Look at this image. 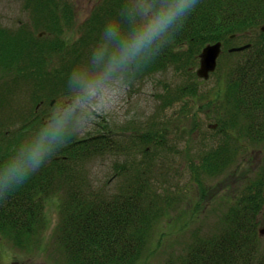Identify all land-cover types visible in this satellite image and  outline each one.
<instances>
[{
  "label": "trees",
  "instance_id": "1",
  "mask_svg": "<svg viewBox=\"0 0 264 264\" xmlns=\"http://www.w3.org/2000/svg\"><path fill=\"white\" fill-rule=\"evenodd\" d=\"M136 1L103 0L80 25V37L74 40L63 35L66 28L74 25L66 0H24L32 25L44 32L41 37L37 36L41 31L33 34L27 25L16 31L0 27V108L10 103L20 84L29 94V107L18 112L16 129L0 122V166L31 144L43 129L57 120L63 125L57 143L64 144L21 186L0 197V233L16 248H25L43 229V202L60 190L66 193L59 203L56 241L66 264H133L145 252L153 224L164 215L165 207L156 198L152 177L158 170L156 150L166 157L170 149V134L165 128L135 133L138 153L129 156L127 169L116 171L123 178L119 190L112 197L102 198L101 191L87 189V173L80 164L87 157L114 149L115 131L105 129L82 136L71 117L58 118L53 109L55 103H50L60 97H82L81 77L91 71L106 76L109 56L117 46L116 40L105 35L109 25L117 29V39L130 37L147 21L142 9L148 7L155 12L161 3ZM262 25L264 0H198L183 25L151 62L145 64L148 53H143L123 66L112 67L124 81L140 79L168 64L181 68L192 80L178 86L170 96L161 95L162 103L169 105L174 99L196 95L198 78L194 68L199 53L207 44L221 43L222 52L211 73L217 72L215 93L219 98L216 102L207 101L215 102L217 109V145L190 162L195 177L224 171L237 159L245 138L264 144ZM240 38L246 42L236 43ZM246 43H250L247 49L235 52L238 57L231 63L225 62L223 58L235 54L229 53V48ZM101 47L106 51L98 59L96 52ZM5 118L13 120L10 114ZM254 173L250 183L230 199L219 218L221 227L217 233L200 237L198 232H192L191 240L178 256L179 264H264V245L257 227L264 226V152ZM194 180L198 194H202V185ZM158 196L175 201L172 197L178 194ZM206 200L199 198L196 203Z\"/></svg>",
  "mask_w": 264,
  "mask_h": 264
},
{
  "label": "rangeland",
  "instance_id": "2",
  "mask_svg": "<svg viewBox=\"0 0 264 264\" xmlns=\"http://www.w3.org/2000/svg\"><path fill=\"white\" fill-rule=\"evenodd\" d=\"M66 1L71 6L74 25L66 28L63 35L74 40L80 37V25L103 0ZM25 25L33 34L41 31L32 25L31 13L24 7V0H0V27L16 31ZM239 42H246V39L240 38L236 43ZM236 56L237 53L223 59L229 64ZM104 71L106 76L102 77L95 71L83 75V96L73 97L71 106L67 105L70 96L60 97L53 109L63 120L69 115L82 136L105 129L115 131L114 149L93 158L87 157L80 164L87 173V189L101 191L102 198L112 197L119 190L123 178L116 171L127 169L129 156L140 149L133 134L160 128L167 130L170 153L165 157L161 150H156L159 154L158 170L152 177L157 188L156 198L165 207L164 215L153 224L146 250L133 264H179L178 256L184 252L193 231L200 237L218 232L221 227L219 218L230 199L253 179L264 144H254L246 138L240 140L237 159L224 171L215 176L199 174L195 177L190 162H195L196 156L217 145L214 131L217 118L214 105L219 98L215 93L218 91L214 76L217 72L206 79L196 80V95L174 99L166 105L162 103V94L170 96L178 86L192 80L181 68L168 64L160 71L133 81L122 80L112 68ZM28 97L23 84L17 86L10 103L5 104L4 109L0 108V122H5L11 130L16 129L19 126L18 112L29 107ZM210 99L215 102L207 104ZM6 114L13 116V120L5 118ZM194 178L202 185V194H198ZM172 192L178 194L172 197L175 201L158 196V193L168 196ZM65 193L66 190H60L44 200L40 209L45 219L44 227L25 248L13 247L0 233V264H66L56 241L59 203ZM204 197L207 200L197 205L198 199ZM257 227L260 242L264 245V226Z\"/></svg>",
  "mask_w": 264,
  "mask_h": 264
},
{
  "label": "clouds",
  "instance_id": "3",
  "mask_svg": "<svg viewBox=\"0 0 264 264\" xmlns=\"http://www.w3.org/2000/svg\"><path fill=\"white\" fill-rule=\"evenodd\" d=\"M198 0H161L157 11L144 7L142 13L147 21L137 28L130 37L119 38L117 29L109 25L105 35L109 40H116V51L111 53L108 66H123L143 53H148L146 63L151 62L168 43L173 33L183 25ZM106 48L101 47L97 58H102ZM62 121L43 129L36 139L23 146L14 158L0 166V197H6L21 186L32 174L51 158L54 151L64 143H57L62 131Z\"/></svg>",
  "mask_w": 264,
  "mask_h": 264
},
{
  "label": "water",
  "instance_id": "4",
  "mask_svg": "<svg viewBox=\"0 0 264 264\" xmlns=\"http://www.w3.org/2000/svg\"><path fill=\"white\" fill-rule=\"evenodd\" d=\"M261 31H264V26L260 28ZM42 33L38 34L41 36ZM249 45H242L239 47H233L229 49V52L241 51L244 50ZM221 52V43L215 42L212 44L205 45L201 52L199 53V65L196 69V73L199 77L206 78L208 77L209 72L213 71L216 66V61ZM53 104V100L51 101Z\"/></svg>",
  "mask_w": 264,
  "mask_h": 264
},
{
  "label": "bare ground",
  "instance_id": "5",
  "mask_svg": "<svg viewBox=\"0 0 264 264\" xmlns=\"http://www.w3.org/2000/svg\"><path fill=\"white\" fill-rule=\"evenodd\" d=\"M167 145H168V143H167ZM168 146H169V145H168ZM169 148H170V146H169ZM169 153H170V151H167V153H166V154H167V156L169 155ZM167 156H166V157H167ZM8 241L11 243V241H10V240H8ZM11 245H12V243H11ZM12 246H13V245H12ZM13 247H14V246H13ZM15 248H16V247H15Z\"/></svg>",
  "mask_w": 264,
  "mask_h": 264
}]
</instances>
